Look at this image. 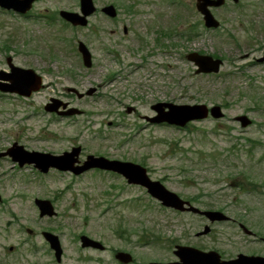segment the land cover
Wrapping results in <instances>:
<instances>
[{
	"label": "rangeland",
	"instance_id": "1",
	"mask_svg": "<svg viewBox=\"0 0 264 264\" xmlns=\"http://www.w3.org/2000/svg\"><path fill=\"white\" fill-rule=\"evenodd\" d=\"M93 3L98 12L85 27L71 26L58 15L79 12L77 0H37L24 16L0 8V71H8L10 57L44 84L28 98L0 92V153L13 143L53 155L79 145L82 160L92 154L136 163L199 209L224 211L264 237V67L241 72L248 64L241 58L248 41L235 26L241 17L264 15L260 1H228L212 9L220 22L214 30L203 26L194 0ZM106 4L118 11L117 18L99 11ZM78 42L90 52L89 68L77 52ZM192 52L217 56L223 61L219 72L196 75L186 59ZM69 87L82 94L95 88V93L79 99L67 95ZM52 97L82 113L45 112ZM156 103L218 105L224 117L208 116L187 129L149 124L142 117L154 116ZM239 115L251 125L242 128L235 121ZM13 163L0 157V256L15 264H120L116 251L130 254V264L173 261L174 244L214 250L224 258L264 254L263 244L232 223H214L211 236L195 241L193 234L206 221L167 211L117 174L89 171L72 178ZM35 199L50 201L55 214L40 217ZM43 233L58 237L60 263ZM81 236L103 250L81 248Z\"/></svg>",
	"mask_w": 264,
	"mask_h": 264
},
{
	"label": "water",
	"instance_id": "2",
	"mask_svg": "<svg viewBox=\"0 0 264 264\" xmlns=\"http://www.w3.org/2000/svg\"><path fill=\"white\" fill-rule=\"evenodd\" d=\"M36 0H0V8L4 10H12L18 14L24 15L31 10ZM195 7L202 16L204 26L206 28H217L219 22L213 17L210 8H217L224 4V0H195ZM235 2L237 0H234ZM95 11L92 0H80V11L70 12L61 10L59 16L72 26H86L87 18ZM102 12L108 17H115L116 11L112 5L106 6ZM77 51L81 55L84 67L91 66V55L86 46L82 42H78ZM186 59L195 67V74H216L219 72L223 62L220 59H214L210 55H201L192 52L186 55ZM8 71H0V92L14 93L23 97H30L32 93L39 91L42 87V77L32 69H24L15 66L12 59H6ZM70 92L77 95L78 98L84 94L79 93L74 88H68ZM95 91L90 88L85 95L90 96ZM68 103L57 98H50L44 106V110L48 113H56L59 116H73L81 113L74 107H68ZM154 116L146 117V120L152 124H166L177 128H183L187 124L205 120L208 116L213 119H221L224 117L222 108L218 105L208 107L205 104L194 105H176L172 103H156L151 106ZM133 109L128 108L131 112ZM235 121L242 128H246L251 124L250 119L246 115L235 117ZM80 147H73L69 152H63L60 155L50 153H41L35 151H27L20 145L13 143L1 156H8L12 162L17 163L19 167L25 164H32L42 173H47L49 169H57L59 171H70L74 175H79L90 169H99L116 173L125 178L127 184L136 185L144 188L147 194L158 201L162 206L171 208L181 212H192L200 214L207 218L208 222H219L227 219V216L220 211L200 210L191 205L189 202L182 200L177 194L169 191L160 181L152 180L146 168L143 166L116 159H108L103 156L87 155L81 165H77ZM35 204L39 209L40 217L47 215L51 217L55 214L53 206L48 200H35ZM246 234L252 233L245 226L241 225ZM210 227L205 226L200 234H206ZM43 238L54 252L57 262H60L62 249L57 236L50 233H43ZM82 248L91 247L102 250L104 247L86 236L80 237ZM174 255L178 261L159 263L150 262L147 264H264V257L247 256L239 254L234 260H222L216 251H202L190 246H176ZM115 259L122 264L132 262V257L128 253L117 252Z\"/></svg>",
	"mask_w": 264,
	"mask_h": 264
},
{
	"label": "flooded vegetation",
	"instance_id": "3",
	"mask_svg": "<svg viewBox=\"0 0 264 264\" xmlns=\"http://www.w3.org/2000/svg\"><path fill=\"white\" fill-rule=\"evenodd\" d=\"M78 1V3H79V11H80V1L79 0H77ZM228 1L229 2H231L233 5H238L239 4V0H237L236 2L233 0H225V4L223 5V6H221V7H217V8H212V9H219V8H223L225 5H226V3H228ZM258 1H260V4L264 7V0H258ZM195 3H196V1H195ZM94 4V3H93ZM108 5H111V4H106V5H104L99 11L102 13V14H104L103 12H102V9L104 8V7H106V6H108ZM113 6V5H112ZM114 7V6H113ZM195 9H196V7H195ZM211 9V10H212ZM67 11V10H66ZM115 11H116V15H115V17H113V18H111V17H108L107 15H105L106 17H108V18H111V19H115V18H117V16H118V11L115 9ZM197 11V10H196ZM70 12H74V11H70ZM98 12V9H96V7H95V11H94V13L93 14H95V13H97ZM198 13V12H197ZM92 14V15H93ZM199 14V13H198ZM58 15H59V12H58ZM91 15V16H92ZM200 15V14H199ZM200 17H201V21H202V23H203V20H202V16L200 15ZM61 19V18H60ZM240 23L239 24H237V23H235V26H236V28H238L239 30H240V32H241V34H243L245 37H246V41H248V42H246L245 43V46L244 47H246L245 49H246V53L241 57V58H245V59H247V61H248V64L246 65V66H243V67H241V72H243V70H246L247 68H250V67H264V15H261V14H259V15H257V16H255V17H250V19H246V17H241L240 19ZM65 22V21H64ZM65 23H67V22H65ZM67 24H69V23H67ZM69 25H71V24H69ZM72 26V25H71ZM80 27H82V26H80ZM208 30H213V29H208ZM125 31V30H124ZM242 76H246V75H244V74H241ZM67 95H70V96H75V97H77L76 96V94L75 93H73V92H70L68 89H67ZM95 93V92H94ZM71 99V98H70ZM79 99H82V97L81 98H79ZM69 105H70V102L69 101H66ZM54 115H56V114H54ZM56 116H58V115H56ZM60 117H62V116H60ZM67 117V116H66ZM144 120L146 119V117L145 116H143L142 117ZM146 121V120H145ZM150 124V123H149ZM73 147H80L79 145H77V146H72L71 148H70V150L73 148ZM81 153H82V148L80 147V153H79V156H78V163L79 164H77V165H80L82 162H83V160L82 159H80V157H81ZM14 164V166H16V167H18V165L17 164H15V163H13ZM25 166H27V165H24L23 167H25ZM18 168H20V167H18ZM22 168V167H21ZM56 171V170H55ZM89 171H100V170H97V169H92V170H89ZM88 171V172H89ZM58 172H62V171H59L58 170ZM102 172V171H101ZM62 173H66V174H68V175H70V177H72V178H78V177H80V176H82L83 174H85V173H87V172H84L83 174H79V175H74V174H72L71 172H62ZM107 173H109V172H107ZM183 200H185V199H183ZM185 201H188V200H185ZM188 202H190V204H193V202L192 201H188ZM164 209H166L167 211H169V212H172L173 214H176V215H178V216H180V215H193L194 217H196L197 219H199V221L200 222H204V221H206L208 224H203V227H202V229L201 230H199V231H197V232H195L194 234H193V239L195 240V241H198V240H201V239H204L205 237H207V236H211L212 235V225L214 224V223H232V224H234V225H236L237 226V228H238V230H239V232H241V233H243L244 235H246V236H248V237H252L253 238V241L254 242H256V243H258L259 245H261V244H263V246H264V237L263 236H261V235H258L257 233H254V232H252V233H250V234H246L245 233V231L242 229V227H241V225H243V226H245L244 224H242V223H240V222H236V221H234L231 217H229L228 215H226V213L224 212V211H221V210H213V209H210V208H203L202 210H209V211H220V212H222L223 214H225L226 216H227V219L226 220H224V221H219V222H213V223H209L208 222V220H207V218L205 217V216H203V215H200V214H194V213H191V212H181V211H177V210H174V209H171V208H166V207H164ZM206 225H209V227H210V229H209V231L206 233V234H200L201 232H202V230L204 229V227L206 226ZM259 233V232H258ZM179 245H181V244H174V249H173V251H172V253H173V255H174V250H175V247L176 246H179ZM182 246H190V247H194V248H197V249H199V250H202V251H214V250H203V249H200V248H198V247H196V246H194V245H187V244H184V245H182ZM81 248H82V246H80ZM87 250H95V249H93V248H90V247H88V248H86ZM13 250H14V247H9V249H8V252H9V254H12L13 253ZM51 252H52V250H50ZM98 251H100V250H98ZM53 253V252H52ZM218 253V252H217ZM62 254H63V249H62ZM219 254V253H218ZM239 254H243V253H236V254H234V255H229L230 257H225L224 258V256H222V255H220V258L222 259V260H234ZM244 255H247V256H260V257H264V254L263 255H261V254H259V253H249V254H244ZM175 256V255H174ZM175 260H173V261H168V260H164V261H162L161 263H168V262H175V261H178V259H177V257L175 256ZM55 259V258H54ZM56 261V260H55ZM15 260H9V258H8V256H3V257H1L0 256V264H15ZM60 263V262H59Z\"/></svg>",
	"mask_w": 264,
	"mask_h": 264
},
{
	"label": "trees",
	"instance_id": "4",
	"mask_svg": "<svg viewBox=\"0 0 264 264\" xmlns=\"http://www.w3.org/2000/svg\"><path fill=\"white\" fill-rule=\"evenodd\" d=\"M186 129H187V127H186Z\"/></svg>",
	"mask_w": 264,
	"mask_h": 264
}]
</instances>
